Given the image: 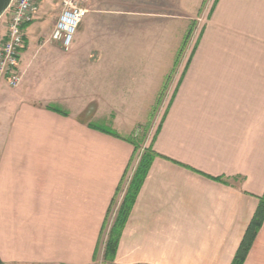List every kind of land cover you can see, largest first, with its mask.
<instances>
[{
  "label": "crops",
  "instance_id": "1",
  "mask_svg": "<svg viewBox=\"0 0 264 264\" xmlns=\"http://www.w3.org/2000/svg\"><path fill=\"white\" fill-rule=\"evenodd\" d=\"M81 5L96 15L64 49L50 40L61 0H38L25 26L22 81L0 83V257L97 264L107 209L134 155L129 138L160 103L146 145L161 125L153 142L161 156L113 264H231L264 193V0ZM2 16L0 39L9 12ZM200 19L162 102L189 25ZM152 24L162 26L155 47ZM140 71L153 74L136 93ZM135 94L130 111H117ZM243 264H264V222Z\"/></svg>",
  "mask_w": 264,
  "mask_h": 264
},
{
  "label": "trees",
  "instance_id": "2",
  "mask_svg": "<svg viewBox=\"0 0 264 264\" xmlns=\"http://www.w3.org/2000/svg\"><path fill=\"white\" fill-rule=\"evenodd\" d=\"M188 37L189 35L186 36V39ZM183 48L184 44L182 45L180 51H182ZM160 126L161 125H159L156 133L152 137L151 143L148 146L142 147V143L144 144L146 139V131L148 130L147 127L145 129L142 128V130L144 131L140 135H137L138 131H136V134L134 133V135L129 138V141L134 144V155L112 197V200L106 212L102 231L100 233L101 240L102 234L107 229V238L105 239L103 250V261L105 262V264H113L123 230L137 200L138 194L142 188V185L146 179V176L154 159L157 156H161V154H159L153 148V142L156 138ZM138 128L141 129L140 126ZM141 147L142 150L139 154V159L134 166L131 176L129 177L131 162L135 159L136 153ZM216 179L225 181V179H223L222 177H217ZM258 198V206L245 230V233L236 250L231 264L244 263L256 239V236L260 228L262 227V224L264 222V193L258 196ZM97 251L98 250L96 249V255L94 256L95 259L98 258ZM0 264H6L1 257Z\"/></svg>",
  "mask_w": 264,
  "mask_h": 264
},
{
  "label": "built area",
  "instance_id": "3",
  "mask_svg": "<svg viewBox=\"0 0 264 264\" xmlns=\"http://www.w3.org/2000/svg\"><path fill=\"white\" fill-rule=\"evenodd\" d=\"M61 6L50 40L69 49L85 9L81 0H61ZM37 9L38 0H11L6 9L9 20L6 33L0 40V83L6 81L11 87L21 83L23 73L19 68V57L24 47L25 26L34 19Z\"/></svg>",
  "mask_w": 264,
  "mask_h": 264
},
{
  "label": "rangeland",
  "instance_id": "4",
  "mask_svg": "<svg viewBox=\"0 0 264 264\" xmlns=\"http://www.w3.org/2000/svg\"><path fill=\"white\" fill-rule=\"evenodd\" d=\"M49 2H51V3H55L56 4V1L57 0H48ZM130 1H134V0H130ZM136 1V0H135ZM52 5V4H51ZM53 7H54V5H53ZM3 16H2V19L3 18H6L7 17V15H8V11H5L3 14H2ZM95 13H87V14H85L84 15V18H83V22H82V25H81V27L80 28H78L77 27V30H76V33H75V35L76 34H78V33H80V31H82L83 29H84V27L86 26V25H88V24H91V22L92 21H90L91 19H93L94 17H95ZM201 20V19H200ZM202 23V24H201ZM200 25H202L203 26V20H201V22H198L197 24L194 22V23H191V25H189V29H188V31H187V33H186V36L187 35H189V37L186 39V36L184 37V48H183V50L182 51H180L179 52V54H178V56H177V59H176V62H175V65H174V68H173V70H172V72H171V74L169 75V78H168V80H167V83H166V86H165V88H164V90H163V92H162V94H161V97H160V100H162V102H163V99L165 98V93H166V89H167V87H168V85H169V82L171 81V79H172V77H173V75H174V73L176 72V70L178 69V67L180 66V64H181V62H182V60L185 58V53H186V50L190 47V40H191V37H192V35H194V33H196L197 32V30L200 28ZM151 30H152V39H151V43L153 44L152 45V47H155L156 45H158L159 44V35H160V33H161V30H162V26H161V24H152L151 25ZM93 30V29H92ZM94 31H95V25H94ZM155 35H157V36H155ZM1 40V39H0ZM152 47H151V49H152ZM153 50H155V49H153ZM152 50V51H153ZM189 57V56H188ZM188 57H187V59H188ZM136 58H141V57H136ZM152 59H153V61L155 62V59L157 58L156 57V55H154L153 57H151ZM187 59H185L186 61H187ZM185 61V62H186ZM188 62H189V59H188V61H187V64H188ZM148 63V61L146 60V61H144L143 62V59H141V60H139V62H138V65H142V64H147ZM186 64V65H187ZM150 65L152 66V68L155 66V64L154 63H152V60H151V62H150ZM152 74H153V71H149V72H142V71H140V72H135V78H134V87L132 88L133 89V91H135L136 93L137 92H140L141 93V91H142V86L143 85H147V83L148 82H151V76H152ZM173 85V84H172ZM171 88H172V86L170 87V90H171ZM129 89H131V88H129ZM166 90V91H165ZM168 94L169 93H167V95L166 96H168ZM135 96H136V94L134 95V98L132 97V98H130L129 99V101L128 102H119V103H117L115 106H116V108H117V111H119V112H122V113H124L125 111H130V109H132V107L133 106H135V104L136 103H138L137 102V100H135ZM161 106H164V104H162V105H160V103H158V104H156L155 106H154V109H152V112H153V114H152V119H151V121H150V123H149V125L147 126V131H146V139H145V142H144V144L142 143V147L143 146H148V145H146V142H147V140H148V136H149V132H150V127H151V124H152V122H155V120H156V122H157V118H158V116L161 114V112H162V110H163V107H161ZM155 117H156V119H155ZM155 122V123H156ZM98 124H100V125H104V123L103 122H98ZM141 128V127H140ZM139 129V128H138ZM145 129V128H144ZM143 131L144 130H142V128L141 129H139V131L137 132L138 134L137 135H140L141 133H143ZM140 133V134H139ZM152 140V139H151ZM142 147L138 150V152L136 153V159H135V161H137V158L139 157V154H140V152H141V150H142ZM134 161V162H135ZM135 166V163L132 165V167H131V170L130 171H132ZM107 238V229L104 231V233L102 234V237H101V240H100V243H99V246H98V258H97V260H98V262H97V264H105V262L103 261V250H104V244H105V239Z\"/></svg>",
  "mask_w": 264,
  "mask_h": 264
},
{
  "label": "water",
  "instance_id": "5",
  "mask_svg": "<svg viewBox=\"0 0 264 264\" xmlns=\"http://www.w3.org/2000/svg\"><path fill=\"white\" fill-rule=\"evenodd\" d=\"M10 3L11 0H0V16L6 11Z\"/></svg>",
  "mask_w": 264,
  "mask_h": 264
}]
</instances>
